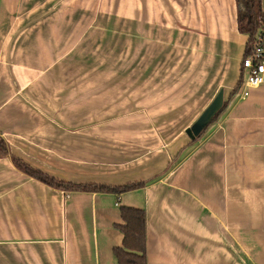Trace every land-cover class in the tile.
Returning a JSON list of instances; mask_svg holds the SVG:
<instances>
[{
  "label": "crops",
  "instance_id": "crops-1",
  "mask_svg": "<svg viewBox=\"0 0 264 264\" xmlns=\"http://www.w3.org/2000/svg\"><path fill=\"white\" fill-rule=\"evenodd\" d=\"M128 9L136 22L150 23L152 54L164 42L186 54L174 57V69L189 80L176 105L192 115L180 126L175 117L168 124L186 131L221 88L227 107L196 142L180 134L184 157L172 173L160 177L154 169L102 182L151 179L148 186L118 195L65 191L34 179L12 157L59 180L101 182L80 172L78 140L47 134L46 118L60 113L48 108H78L60 103L57 82L65 75L54 71L78 46L68 26ZM237 14L236 0H0V136L8 147L0 158V264H119L122 206L146 211L148 264H264V83L240 97L241 62L252 42ZM157 54L158 67L165 62ZM48 81H55L54 105ZM164 120L152 124L159 128ZM161 137L172 153L178 137ZM64 143H70L66 157Z\"/></svg>",
  "mask_w": 264,
  "mask_h": 264
},
{
  "label": "rangeland",
  "instance_id": "rangeland-1",
  "mask_svg": "<svg viewBox=\"0 0 264 264\" xmlns=\"http://www.w3.org/2000/svg\"><path fill=\"white\" fill-rule=\"evenodd\" d=\"M127 11L122 16L84 17L83 23L68 26L78 46L70 49L68 57L54 68L65 75L62 82H57L64 93L59 98L60 103L72 101L78 108L73 111L64 107L48 108L50 113H60L55 114L56 120L51 114L47 116L46 133L61 132L78 140L80 172L85 178L101 181L84 183L113 186L117 184L102 182L119 180L133 172L138 173L135 176L146 177L142 171L154 169L159 171L156 176L165 177L184 157L177 140L180 134L188 137L185 128L168 123L175 117L180 126L193 111L186 112L183 104L176 105L177 97L189 87V80H184L183 73L174 69L175 62L186 54L181 49L168 48L165 42L162 49L156 46L152 54L150 23L136 22L134 9ZM140 26H143L142 32L137 30ZM159 35L164 37L165 33ZM167 48L171 53L169 58L166 57ZM160 50L165 63L157 67ZM54 82L48 81L52 89L48 99L52 103L58 98L54 94ZM157 118L166 121L159 128L152 124V119ZM64 123L73 125L72 131L62 128ZM161 133L178 137L171 145L174 153L168 149ZM69 144L64 143L63 157L70 154ZM57 181L74 184L63 179ZM142 181L148 182L146 186L152 182L151 179L135 182Z\"/></svg>",
  "mask_w": 264,
  "mask_h": 264
},
{
  "label": "trees",
  "instance_id": "trees-1",
  "mask_svg": "<svg viewBox=\"0 0 264 264\" xmlns=\"http://www.w3.org/2000/svg\"><path fill=\"white\" fill-rule=\"evenodd\" d=\"M238 6V27L242 33L250 36L252 42L264 26V10L262 7V0H236ZM244 76H242L240 83L243 84ZM235 92L237 89L234 90ZM233 91V92H234ZM234 92V93H235ZM227 101L224 102L222 109L217 113L208 127L220 116V114L227 107ZM206 127V129H208ZM205 129V130H206ZM202 132L200 137L204 134ZM200 137L192 142H196ZM8 155V147L5 140L0 136V158ZM15 165L29 174L30 176L41 180L53 187L63 189L65 191H83V192H115L120 195L128 191H132L147 185V181L132 182L121 185H104L99 183H80L73 184L65 181H57L45 173L30 167L26 162L17 157H12ZM123 222L118 224V228L124 234V242L121 246L114 249L115 255L119 264H148L147 262V216L146 211L142 208L122 206L121 207Z\"/></svg>",
  "mask_w": 264,
  "mask_h": 264
},
{
  "label": "built area",
  "instance_id": "built-area-1",
  "mask_svg": "<svg viewBox=\"0 0 264 264\" xmlns=\"http://www.w3.org/2000/svg\"><path fill=\"white\" fill-rule=\"evenodd\" d=\"M241 63L246 74L243 77V90L240 97L246 98L252 88L264 83V26L256 34L248 54Z\"/></svg>",
  "mask_w": 264,
  "mask_h": 264
},
{
  "label": "water",
  "instance_id": "water-1",
  "mask_svg": "<svg viewBox=\"0 0 264 264\" xmlns=\"http://www.w3.org/2000/svg\"><path fill=\"white\" fill-rule=\"evenodd\" d=\"M225 100V90L221 88L210 104L201 112L194 123L186 129L191 140H195L212 122L217 113L222 109Z\"/></svg>",
  "mask_w": 264,
  "mask_h": 264
}]
</instances>
